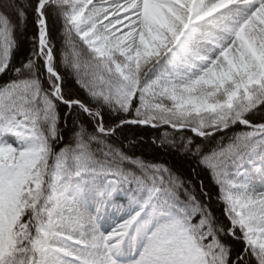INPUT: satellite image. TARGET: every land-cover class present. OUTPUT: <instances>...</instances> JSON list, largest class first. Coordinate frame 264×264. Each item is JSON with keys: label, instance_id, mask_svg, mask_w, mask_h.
<instances>
[{"label": "snow or ice", "instance_id": "snow-or-ice-1", "mask_svg": "<svg viewBox=\"0 0 264 264\" xmlns=\"http://www.w3.org/2000/svg\"><path fill=\"white\" fill-rule=\"evenodd\" d=\"M27 7L35 51L0 85V133L17 138L0 141V264H118L132 233L145 240L133 264H233L230 241L242 242L236 264H264V0H0V73L17 46L13 18L23 22ZM50 21L62 24L59 63L84 97L64 88ZM59 104L90 119L57 150ZM105 108L134 119L109 123ZM130 123L209 141L234 132L211 150L203 140L179 144L217 191L203 181L193 191L163 164L121 167L130 158L106 141ZM96 176L106 195L131 196L108 233L72 195ZM213 195L223 219L205 203Z\"/></svg>", "mask_w": 264, "mask_h": 264}, {"label": "trees", "instance_id": "trees-1", "mask_svg": "<svg viewBox=\"0 0 264 264\" xmlns=\"http://www.w3.org/2000/svg\"><path fill=\"white\" fill-rule=\"evenodd\" d=\"M19 2V0H18ZM33 0H27L31 4ZM27 18L20 22L17 18H13L14 23L17 25L14 31V39H16L17 46L13 51L12 64L9 69L0 73V85L7 83L9 80L15 78V69L22 67L32 57L35 51L37 41L34 39L37 35L36 16L31 7L26 8ZM50 28L54 31L56 44V51L58 55L59 70L64 76V88L73 97H84L87 93L81 88L76 78L72 75L71 71L59 63V53L63 50V37L60 35L62 24L53 23L50 21ZM41 80H46V74H41ZM57 113L61 116L59 125L61 128V135L64 140L55 145L56 149L71 141L73 129L77 124L83 123L87 127L86 121L90 119L80 112L68 108L64 104H59ZM105 120L109 123H115L121 118L128 120L134 119V114L116 113L111 109L105 108L103 111ZM261 113H257L259 118ZM235 127V126H232ZM247 130L243 126L235 128V132ZM91 131V129H89ZM234 132H227L226 135L216 133L215 140H203L197 137L191 129H174L171 125L158 123V124H125L122 128L117 129L116 133L109 137L106 141L107 144L115 147L119 152L123 153L130 160L119 162L121 167L127 170L135 171L139 174V167L131 163L132 160H140L145 164H163L171 169L175 176L190 184L193 191H199L200 182L203 181L207 187L204 189L207 192L209 189L216 192L217 189L212 184L208 170L202 166L199 159L186 152L179 144L182 141L191 139L193 143H203L200 145L202 148L211 150L216 147L222 140L227 143L229 137L234 135ZM7 141L8 143L16 144L17 139L11 136H5L0 133V141ZM93 150L96 151V146L93 145ZM103 147V146H101ZM106 150V149H105ZM107 182L103 176H96L86 181H81L79 190L73 192L75 202L85 194L88 198L84 201L86 206L91 210H95L97 218L102 222L105 228L110 224H115L118 220L124 219L129 209L131 196L125 191H118L111 196L106 195ZM94 195V203H91V196ZM216 198L213 195L211 199L205 197V203L210 204L211 208L215 210V216L223 219L221 215L222 206L215 202ZM232 244V260L236 264V257L242 251V242L230 241ZM246 264H255L254 258H249Z\"/></svg>", "mask_w": 264, "mask_h": 264}, {"label": "rangeland", "instance_id": "rangeland-1", "mask_svg": "<svg viewBox=\"0 0 264 264\" xmlns=\"http://www.w3.org/2000/svg\"><path fill=\"white\" fill-rule=\"evenodd\" d=\"M12 137L16 138L15 136H12ZM257 183H259L258 178H257ZM83 209L86 210L90 215L95 217L93 212H90L89 210L85 208ZM97 224H98L100 231L104 232L103 228L100 226L98 221H97ZM104 233H108V232H104ZM144 243H145V240L142 235H136L135 233H132L129 236H127L125 240L122 242V244L120 245V250L116 257L118 260V264H133V262L136 259H138L139 253L141 252Z\"/></svg>", "mask_w": 264, "mask_h": 264}]
</instances>
